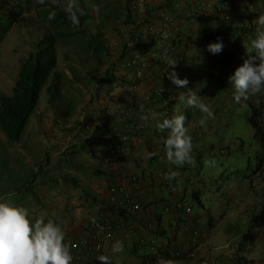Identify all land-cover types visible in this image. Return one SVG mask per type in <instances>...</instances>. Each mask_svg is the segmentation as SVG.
<instances>
[{
	"label": "rangeland",
	"instance_id": "1",
	"mask_svg": "<svg viewBox=\"0 0 264 264\" xmlns=\"http://www.w3.org/2000/svg\"><path fill=\"white\" fill-rule=\"evenodd\" d=\"M18 1L0 0L2 20H6L9 23L14 19V14L11 13V10ZM195 1L83 0L89 13V18L84 25L85 37L75 36L74 43L58 42V69L66 72L71 79L63 78L65 87H63L61 94L58 96L55 106L48 102L49 97L46 90L42 91L36 110L31 115L22 137L33 136L35 132L41 135L43 139H48L47 135L49 133H56L55 137L61 134L60 145L56 151L61 150L67 144L68 137H70L72 142L79 136L82 127L86 123L92 124L91 127H93L97 121L104 120L108 103H111L112 106L122 101L123 97L112 99L117 96L115 93L117 92L116 88L121 82L119 75L121 72L120 59H122V53L131 49V54L141 52L147 57L150 56L143 44L135 49L134 45H136V42L133 41L137 35L145 37L146 27L152 24L150 19L155 18V14L157 15L160 12V14L174 17L175 21L181 25L184 24L182 23L183 21L187 22L188 25L181 30H177V35L175 34L176 42H178V45L180 44L178 50L185 51L186 54L184 63L176 67L175 70L181 79H184L182 76L188 73L195 74L196 79L188 81V85L185 88H177L172 84L166 72L168 62L164 63L163 60L173 51L161 50L163 56H160L161 52H159L157 58L160 63L157 64V59H151L149 63L153 66L150 80L138 84L136 90L129 92L128 96L136 97V100L141 103L144 94L152 90L155 83H162L172 98L164 105L166 106L176 98L181 99L182 96H187L190 90L199 95L202 89L207 88L203 91L202 96L212 109L214 118H206L199 109L193 108L192 116L188 120L186 119L185 109H182V107L176 108L178 114L185 116V126L188 128L192 139L200 138V141H192V155L196 161L195 166L187 169L185 173L181 174V177L177 176L183 181L182 185H177L175 179L171 181L167 179L170 172L177 171L176 173H178L179 167L167 160L166 147L162 149L161 145L157 144L158 139L166 140L169 136V130L166 129L161 132L157 126L163 121L164 116L169 111L175 110V108L168 111L159 110L157 119L155 117L156 120L153 119L156 113L154 111L150 112L152 117L149 119L150 129H148V135L145 138L147 143L145 145L142 143L137 145L138 150L135 151L136 159L141 162L142 166L149 168H157L158 170H162V167L173 168L172 170L161 172L162 178L169 182V190H166H168L170 199L166 200L173 202L181 199H190L193 207L192 216H195L196 213L199 214L198 218L200 221H195V224L192 225L194 228L190 229L189 235L196 237L197 242H207L206 249L209 256L213 257V254H219V256L214 257L216 262L218 260L219 264H232L231 260L234 258L240 264H264V223L261 225L264 217L260 215L264 203V174L259 172L249 178L244 176L248 172L253 173L257 163L256 156L262 155L263 152L261 143L253 137L254 130L245 115L250 108V102L256 106V95H250L247 100L242 99L239 103L234 101V90L230 86L228 78L234 73L236 68H221L212 61L215 59L219 60L222 57V52L213 55L209 54L205 49L207 39L203 32L208 30V26L202 24V20L207 15L203 13L204 16L202 18V15L194 13L195 10L191 5ZM253 1L259 2V0ZM45 3L48 7L57 6L61 10L68 12L67 5L69 0H45ZM74 3V10L81 14L78 1L74 0ZM116 4H121L126 6V8L129 7L131 16L137 22V25L126 23L125 17L117 13L119 10L116 8ZM46 5L36 2L24 14L25 20L22 21L17 18L12 23L10 31L4 35L0 43V95L11 93L18 77L22 59L34 51L44 34L50 31L48 19H45L43 15V8ZM182 5L185 6L182 7ZM187 5H189L188 8ZM189 12L192 15L187 16ZM170 29L172 30L174 27ZM132 34L135 37H132ZM171 38L174 37L172 36ZM89 43H97L98 47L102 48V51H96L93 47H86ZM126 44L129 47L128 49L125 48ZM246 52L247 50H245ZM110 67L113 69L115 77L111 74L110 80H105L100 86L99 80L101 76ZM72 68L75 69L76 76H84V79L80 81L74 80L75 77L72 79L74 76ZM171 70V68L168 69V71ZM164 78L165 82H163ZM139 89L142 90L140 91ZM110 92L114 94L111 95ZM137 93L140 94V97L135 96ZM182 104L185 108L188 107L184 101ZM158 119L159 123L157 122ZM138 120L139 118H136V121ZM132 125V130L136 129V125L134 123ZM136 131L134 135L142 136L141 131H138V129ZM83 134L86 135L85 133ZM155 134L157 136L150 137ZM94 135L92 134L90 137ZM155 137L156 139L153 141ZM238 137H243L245 140L246 147L244 151L237 150ZM26 140L20 139L11 147L5 135L0 132V162L2 161L8 165L10 172L14 173L13 176H16L18 171L35 170L36 163L46 156L47 152L37 157L30 155L32 150L27 148L24 143ZM212 141L216 142L217 145L214 153L209 147ZM221 141L225 145H230L231 148L225 149L226 151L223 152L220 149ZM150 144L155 145L154 150L151 149ZM100 146L102 145L100 144ZM76 147L78 146L71 147L69 151H75ZM95 148L99 149L100 147ZM25 150L30 153L29 157L23 156L22 153ZM153 153H156L157 157L152 160ZM35 154H38V151ZM51 155L50 157L54 159L55 157H53L52 153ZM88 156L90 157V155ZM212 161H215L214 166L210 164ZM249 161L250 165L248 164ZM65 162L71 164L72 160L65 158ZM55 163L57 164V162ZM47 166L45 164L42 167V172L37 178L38 181L46 177L48 173H51V169ZM224 170L231 171L234 177L229 181H225L220 188L217 187V182H220L219 178L221 179L224 176ZM58 171L59 168L51 173L52 176H58ZM3 174H6V171ZM207 176L213 180V185L210 184V190L200 182L201 178H208ZM189 177H191L190 183L187 180ZM54 186V191L59 192L62 196H67L68 191L74 189L73 184L65 186L64 183H55ZM149 186L147 185L146 187ZM146 187L143 189L147 190ZM44 188H47V186H39L37 190H43ZM196 188L200 190L203 205L192 196L191 192ZM147 192L149 195L152 193V198L147 201V204H144L143 211L152 205L162 203L161 198H154L153 195L155 194L153 191L147 190ZM211 218L213 224L209 226ZM197 219L195 218V220ZM178 222H182V220L178 219ZM186 224L187 222L184 221V225ZM163 226L167 227V224ZM176 227L181 228L183 224ZM156 230H158V227L151 232L154 234ZM169 230L170 233L174 232L171 226H169ZM194 230L198 232V235H193ZM115 242L107 244L106 254L109 255L110 246ZM122 242H125L128 246L121 253H113L111 251L110 256L112 259L118 264H123L125 261H127L126 264H143L129 251L131 242L129 240ZM228 242H231V245L224 248L223 246ZM224 254H226L225 258H223ZM241 256L246 258L245 261L240 260Z\"/></svg>",
	"mask_w": 264,
	"mask_h": 264
},
{
	"label": "trees",
	"instance_id": "2",
	"mask_svg": "<svg viewBox=\"0 0 264 264\" xmlns=\"http://www.w3.org/2000/svg\"><path fill=\"white\" fill-rule=\"evenodd\" d=\"M77 1H78L79 7L82 12L81 14H78L79 19H80L79 27L72 26L71 21L69 20L68 12L61 10L57 6L48 7L46 3H44V5L46 6L43 8V15L45 19H48L47 21L49 22V25H50V31L44 34L42 39L37 43L36 49L30 52L27 57L22 59L20 63V68L18 71V77L15 82V85L12 88L11 93L0 95V132H2L5 135L8 141V144L11 147L14 146L21 139L22 134L30 121L31 115L36 110V107L40 100L42 91L46 90L48 97H49L48 102L51 103L52 106H55L58 96L61 94L63 87H65L63 84V78L71 79L69 78L66 72L58 69V42L62 41L65 43H74L75 36H79L81 38L85 37L84 25L89 18L88 16L89 13L85 7L83 0H77ZM120 1H123V0H120ZM36 2L37 0H23V1L19 0L11 10V13L14 14V19L9 23H7L6 20H2L3 17H1L0 15V23H1L0 41L3 39L4 35L10 31L12 23L15 20H17V18L22 21L25 20L24 14L27 13L29 9ZM116 5H117L116 8L119 10L117 11V13L122 15V17L123 16L125 17L126 23L137 25V22L131 16L129 7L126 8V6H123L121 4H116ZM52 12H55V16L53 19L50 20L48 17H49V14ZM212 20H213L212 16L202 20L203 22L202 24H205L208 26V30L203 32L204 35L208 36L206 38L207 39V43L205 46L206 50H207V45L209 43L217 42V40L211 37L210 34H212L214 30L216 29L218 30L222 28V24H218V23L212 24ZM231 29L234 31L240 32L241 36L242 34L251 31V29H248V28H243V27L237 28L235 26L231 27ZM207 31H209L208 35L206 34ZM133 36L134 35L132 34V37ZM133 41L136 42V45L134 46L135 49H137L141 44H143L141 37L138 35L136 38L133 39ZM86 47H93V49L96 51H102V48L100 46L98 47L97 43L96 44L89 43L87 44ZM125 48L127 49L129 48L127 44ZM163 50L164 49L162 48V51ZM162 51L159 49L158 52H162ZM137 53L140 55L139 56L140 59H143L144 62L148 64V66H146L145 68V74L151 73L153 70V66H151L149 63L151 59H155V58H152L153 57L151 55L152 52L151 51L147 52L148 54H150V56L148 57L145 56V54H141V52H137ZM208 53L210 54V52ZM130 55H132L131 49L130 51L128 50L123 51L122 57H121L122 59H120V68H121L122 61L125 58L129 57ZM249 55L245 54L244 52H241L240 50H224L222 51V57L219 60L215 59L212 61L221 68H234L235 69L238 66H240L244 62V60L249 57ZM160 56H163V54L160 53ZM159 63L160 61L157 59V64ZM72 70L74 73V76L72 77V79H74V77H75L74 80H77V81L84 79V76H76V71L74 68H72ZM111 74L114 75L115 77L114 71L110 67L101 76L99 80V85L101 86V84L105 80H110ZM123 77H124V70L121 69V72L119 75V78L121 81L120 84L124 82ZM182 77L184 79L186 78L188 81L196 79V75L190 74V73ZM163 82H165V78ZM129 83L132 84L133 82H129ZM157 84L161 85L162 83L157 82ZM206 89L207 88L202 89L198 95L203 100L205 98L202 96V94H203V91H205ZM154 94L155 93H152V95ZM122 97H123V94H122ZM255 100H256V106H254V104L250 102L249 104L250 108L245 113V115L247 116L248 123L254 130L253 137L258 142L261 143V146L263 147V152H262V155L256 156L257 163H256L253 173L248 172L247 174H244L245 178H249L250 176L257 174L259 172L261 174H264V146H263L264 129H262L260 126L261 120L259 117V111L264 108V94H256ZM182 102L183 101L180 98H176L172 100L171 102H169V105L157 108L155 110V113L156 111L158 113L159 110L168 111L170 109L175 108V110L169 111L168 114L164 116L163 118L164 120V119L171 118L174 115H177L178 111H176V108L182 107V109H185L186 119L189 120L192 116L191 113L193 111V108L189 106L185 108ZM154 105H158V100H155V99L153 100L151 99L147 101L142 100L141 103L138 104L139 106L138 109L140 112L139 115H137L138 111H133L132 109H130V107H127L126 111L131 110V112L128 113L129 118H127V121L131 124L134 123L138 131H148V129H150L149 119H151L152 116H150V113L146 112L145 110L152 108ZM106 115H107V118L104 122L108 125V130H105V127H102L100 129L97 127V130H96V132H100L102 134H112L109 137L110 140H109V144L107 145L108 151H107L106 158L108 160L110 158L109 160L110 162H121V163L130 162L131 158L128 156V154H125V152H122L121 149H119V144L121 143L122 138L119 139L118 137L121 136L120 133L123 132L124 134L123 124L121 125L118 121H113L109 113ZM145 115L148 118L144 121L141 117ZM136 118H139V120L136 121ZM114 123L118 126V129H117L118 131H112V129L109 128ZM86 125L87 124H85V126L82 127L81 133L90 132L91 128L87 127ZM237 139H238L237 150L244 151L246 147L244 138L238 137ZM97 141L99 140L88 141V142L85 141L81 143L80 144L81 146L79 145V147L85 150L87 147H90ZM165 141H166L165 139L164 140L158 139L157 143L161 145L162 149L165 147ZM192 141H200V138L192 139ZM216 146H217L216 142L212 141L210 143L209 147L212 153H214V151L216 150ZM230 148H231L230 145H225L221 141L220 149H222L223 152L226 151L225 149H230ZM67 151L68 149L66 148L64 152L62 153H65ZM112 154L113 156H111ZM50 156H52L51 153L47 152L46 156L36 163L35 170H32V169L27 170V171L23 170L21 172L13 171L15 173L17 172L16 176H13L14 173L12 174L10 172V168L8 167V165L4 164V162L1 161L0 162V195H6L9 192H15V196L13 198L14 202L18 205L28 208L29 211L31 212L33 208L41 205V197L39 196V194L41 193V189L37 190L39 186L45 185L47 186V189H50L51 187L52 188L55 187L54 186L55 183H62V184L64 183L65 186H70V184H73L74 189L81 188L79 185V180L77 176H73L69 173H63L56 177H53L52 175H50V173H48L46 177L42 178L40 181L37 180L40 173L42 172V167L45 164L48 165L47 167L50 166L51 161H52L51 160L52 158ZM156 157H157L156 153H153L152 160L155 159ZM60 162H61L60 160L57 161V164L55 163L54 168H57ZM63 162L65 163V165L70 167L68 169L71 170L72 168V170L75 171L76 167L70 166V164L66 163L65 160H63ZM248 164L249 165L251 164L250 161L248 162ZM54 168L53 167L50 168L51 173L56 171ZM189 168H192V166L189 167L188 165H185V166L179 167L178 169L179 172L177 173V176L181 177V174L185 173V171ZM172 169L173 168L171 167H162V170H158L157 168H152L151 171L153 174L159 171L163 173V171L166 172ZM4 171H6V174H3ZM223 175L224 176H222L221 179L219 178V180L221 181L217 182V187L221 188L222 184L225 181H229L234 177L231 171L229 172V170H224ZM207 177L208 178H201L200 182L202 183L203 186L207 187L210 190L211 189L210 184L213 185V180L209 178V176ZM187 180L189 183L191 180V177L187 178ZM116 191L117 193H114V194L119 195V197L121 198L123 196L122 193H124L123 187L121 186L117 188L115 187L114 192ZM191 193H192L193 198L198 200V202L201 203V205H203L199 188L193 189ZM57 194H59V192ZM79 196L92 200L90 195L83 189H81V192H79ZM105 209L119 216H123L125 214V210H121V207L119 206L109 204V205H106ZM260 215H263L264 217V203H263V208H262ZM212 221L213 220L211 218L209 220L210 222L209 226H212L213 224ZM263 223L264 221L261 223V225H263ZM153 236H154L153 238H151L150 240H146V242L145 241L144 242L132 241L129 246V251L132 254H134V256H136L138 260H143L147 262V264H154L160 261L173 262L175 260L192 259L194 248L188 249L184 252L171 250L172 243L175 241L176 236L173 235V232L169 233L166 227L159 225L158 230L155 231ZM158 237H163L164 240L159 241ZM127 246L128 245H126L125 248ZM108 256L110 258L111 264H118L112 259L110 255ZM245 259L246 258L244 256L240 257L241 261H245ZM204 262L205 264H216V263H213L210 259L209 260L207 259ZM231 262L232 264H240L239 261L235 260L234 258H232ZM126 263L127 261H125L123 264H126Z\"/></svg>",
	"mask_w": 264,
	"mask_h": 264
},
{
	"label": "crops",
	"instance_id": "3",
	"mask_svg": "<svg viewBox=\"0 0 264 264\" xmlns=\"http://www.w3.org/2000/svg\"><path fill=\"white\" fill-rule=\"evenodd\" d=\"M184 6L185 5H182V7ZM160 15L161 14L159 12L157 15L155 14V18L150 20L154 21ZM190 15H192V13L189 12L187 16ZM182 23L184 24L181 25L178 23V30H181L183 27L188 25L185 21ZM214 23H216V21L212 22V24ZM139 90L141 91L142 89ZM127 96V94H123L124 98L122 101L117 102L115 105L111 106V103H108V108L106 107L104 118H107L106 114L109 113L113 121H118L124 126V124L127 122V118H129L126 111L127 107H130V109L133 111H138L137 115H139V101L136 100V97L134 98ZM135 96L140 97V94L137 93ZM163 105L164 103H159V105H154L152 108H149L145 111L148 113L154 111L155 113V109L162 107ZM158 114L159 112L157 113L156 111V114H154L153 117L154 120L157 119ZM157 122L159 123V119ZM136 129L133 132L134 134L137 132ZM83 133L84 132L79 133V136L72 142L70 141V137H68V143L59 151L56 150L60 145L59 140L61 134H59L58 137H55L57 135L56 133H49L47 135L48 139H43L41 135L35 132V135L33 136H25L21 138L27 139L24 143L27 145L28 149L32 150V154L25 150L22 153L23 156L29 157L30 155H34L37 157L40 154L44 155V152L50 151V153H52L53 157L55 158L51 159L52 161L49 168H54L55 162L60 160L61 162L59 166L54 168L55 170L59 168L58 175L69 173L73 176H77L79 185L81 187L77 189H71V191H68L67 196L57 194V192L54 191V187H51L50 189L44 188L39 194L41 197V205L33 208L30 212L34 218L42 219L45 222H47L49 219H53L62 226L64 232H66V234L71 239H77L90 231L89 221L91 219H110L112 221H118L120 219L121 216L113 214L112 212L105 209L106 205H115V201L112 200L115 187L117 188L121 186L127 194H130L135 199H137V197L143 198L145 201H149L151 200L150 198H152V193L149 195L147 192V190H149L153 191L155 194L153 195L154 198H161L162 203L148 207L145 211L139 213L131 219V223L137 230L138 240L146 242V240L154 237L152 235L153 232H151L152 230L154 231L155 228L159 227V225L163 226L167 224L166 228L169 233V226H171L174 229L173 235L176 236V239L171 246L172 251L184 252L191 248L195 249H193L192 259L190 260H175L173 262L160 261L154 264H205L204 261L207 259H210L213 263L216 262L214 257L219 256V254H213V257L209 256L206 249L207 242H197L196 237H191L189 235L190 229L194 228L192 225L195 224V221H200L198 218L199 214L196 213L195 216H192L189 214L179 213L173 217L174 215L167 214L163 211L164 205L174 204V201L170 202L166 200L170 199V195L167 192L169 190V182L165 180V178H162L163 176L161 172H155L152 174V168L141 165V162L136 159L135 151L138 150L137 145L131 144L132 146L130 147H124L125 154H128V156L131 158L130 162H110L106 158V153L108 151L107 145L109 144V137L112 134H102L98 132L94 136L90 137V135L94 133L93 129H91L90 132H86V135ZM120 134L121 136L118 138H123V140L126 141L128 140L131 132L129 133L128 130H124V134L123 132ZM87 138L89 139L85 140ZM99 138H103V140H100ZM132 139L134 140V137H132ZM155 139L156 137L153 139V141H155ZM95 140H99L96 142L97 144L94 143L85 150L79 147V145L85 141L88 142ZM124 143L128 144L127 141ZM100 144L102 146H100ZM76 145L78 147H76L75 151H69L71 147ZM95 147L100 148L97 149ZM66 148L68 151L62 153ZM36 151H38L37 155L35 154ZM88 155H90V157ZM65 158L72 160L70 166L76 167L75 171L72 170V168L71 170L68 169L70 167L65 165L63 162ZM50 175L52 174L50 173ZM147 185L150 186L146 187ZM144 187H146L147 190L143 189ZM81 189L85 190L90 195L92 200L86 199L85 197H80L79 192H81ZM195 218L198 219L195 220ZM178 219L182 220V222H178ZM184 221L187 222L188 226L190 225L189 228H187V224L184 225ZM170 223H172V225H170ZM155 224L157 225L155 226ZM180 224H183V227H176ZM158 240L163 241L164 238L158 237ZM114 241H123V239L119 237V239ZM123 245L125 250V242H123ZM230 245L231 242H228L223 247H229ZM111 251L112 246H110L109 255L111 254ZM225 257L226 254H224L223 258ZM139 261L143 262V264H147V262L143 260ZM224 261L226 262V260ZM216 264H219L218 260Z\"/></svg>",
	"mask_w": 264,
	"mask_h": 264
},
{
	"label": "clouds",
	"instance_id": "4",
	"mask_svg": "<svg viewBox=\"0 0 264 264\" xmlns=\"http://www.w3.org/2000/svg\"><path fill=\"white\" fill-rule=\"evenodd\" d=\"M241 1L244 3H253L256 5L262 4V0H259V2H255L253 0H241ZM197 2L198 0H196L194 4L191 3L192 4L191 6H193L192 8L195 10L194 13L196 15L200 14L202 15L203 18L204 16L203 13H204L207 16H204L203 19L212 16L214 18L212 22L216 21V24L217 23L222 24V27L227 25L224 23L222 16H220L218 13L216 12L205 13L204 11L198 10L196 7ZM37 3L43 5L45 3V0H37ZM188 7L189 5H187V8ZM67 9L69 12V20L71 21L72 26L79 27L80 19L77 11L74 10L75 9L74 0H69ZM235 13L237 15L241 14L240 12H236V11ZM247 13H248L247 17L249 18V20L250 21L256 20L255 22L258 26L257 35L254 39L251 40L250 47H246L242 49L231 47L227 43H223V41L212 42L207 45V51L213 55L219 54L224 50H240L241 52L244 53L245 50H247L245 54L247 55L250 54L249 57L245 59L244 62L240 66H238L235 69L234 73L228 78L229 84L234 90L233 99L236 103H239L242 99L247 100L250 95L254 96L256 94H264V14L258 15L253 12H247ZM162 15L163 14H161L154 21L150 20L152 24L155 23V21L160 20ZM54 16H55V12H52L49 14L48 18L51 20L54 18ZM175 22H176V26H174V29L171 30L172 36L174 37L172 38L173 43H171V47L168 48L167 50L183 52L185 56L186 55L185 51L178 50L180 48L179 46L180 44L178 45V42H176L175 34L177 35L176 31L178 30V28L176 27L177 26L179 27V24L177 21ZM206 34L208 35L209 31H207ZM0 35H1V31H0ZM140 37L145 47L146 46L145 42L149 39V36L145 35V37L143 38L141 35ZM207 37L208 36H206V38ZM1 42L2 40L0 41V43ZM160 50H162V48H160ZM176 63L177 62L174 61L168 62V68L166 70L168 79L177 88H185L188 85V80L186 78L185 79L179 78L175 70ZM169 68H171L172 70L168 71ZM118 86L116 88L117 92H115L117 96L113 97L112 99H117L118 97H121L122 94L129 95L128 93L131 92V91L119 92ZM136 88L132 90V92H134ZM113 94L114 93H111V95ZM181 100L184 101V103H186L187 106L191 108L199 109V111L202 114H204L206 118H214V113L210 108V106L194 91L190 90L187 96L181 97ZM167 102L163 100H159L158 105L159 103H164L165 105ZM141 118L147 119L148 117L145 115L142 116ZM105 120L106 118H104V120L101 121L104 122ZM157 127L158 130L161 132H163L166 129L169 130V136L165 141L167 160L172 164L176 165L177 167H182L185 165L195 166L196 161L192 155V148H193L192 137L188 132V128L185 126V116L182 114L174 115L171 118L164 119L161 123L158 124ZM132 128L133 125L131 124L130 128L128 129V132L129 133L131 132V134L128 140H126L128 144L124 143L126 141L123 140V138L121 140L120 143L121 147H119V149H121L122 152H124L125 146L130 147L132 146L131 144L138 145L139 143L145 145L147 143V140H145V138L147 137L148 132L141 131L142 136H136L133 133L135 129L132 130ZM91 129L95 130L96 132L97 127L93 126L91 127ZM95 132L94 134L98 133ZM153 136H157V134L151 135L150 137ZM132 137H134V140L132 139ZM99 139L103 140V138H99ZM154 147L155 145H151L152 150L155 149ZM210 164L211 166H214L215 161L210 162ZM167 179L169 181L175 179L177 185H182L183 183L182 180L177 178V173L175 171L170 172V174L167 176ZM14 196H15V192H9L6 195H0V264H72L73 255L71 253L70 245L66 242L65 232L62 226L53 219H49L47 220V222H45L42 219L34 218L28 208L18 205L14 202L13 200ZM136 201L141 202L143 208H144V204L148 203L143 198H138V197ZM179 202L188 204L189 207L191 208V212L187 213L183 209L176 211L174 213L165 211V208L167 206L173 207ZM143 208L142 211H140L139 213L143 212ZM121 210H125V209L121 208ZM163 211L167 214L174 215L173 217H175L179 213L192 215L193 207L190 204V199L189 200L181 199L174 201V204L172 205H164ZM134 216L131 217L127 216L125 212V214L120 218L123 217L125 219H128L129 221H132L131 219ZM97 220H102V219H97ZM135 232H136L135 236L130 239H125L122 236L119 237H121L123 241H128V240L130 242L139 241L137 238L136 229ZM195 232L197 231L194 230L193 235H198V233L195 234ZM119 237L116 239H119ZM113 241L114 240H111L109 242H113ZM123 250H124V245L122 241H116L112 245L113 253H121ZM106 251H107V245L104 255H100L98 257V260L101 262V264H111L110 258L106 254Z\"/></svg>",
	"mask_w": 264,
	"mask_h": 264
},
{
	"label": "built area",
	"instance_id": "5",
	"mask_svg": "<svg viewBox=\"0 0 264 264\" xmlns=\"http://www.w3.org/2000/svg\"><path fill=\"white\" fill-rule=\"evenodd\" d=\"M198 10L204 11L205 13L216 12L222 16L224 23L227 24L221 29H216L210 34L217 41H223L231 47L246 48L250 47L251 40L257 35V24L255 21H250L247 17V12H253L258 15L264 14V0L261 5L253 3H244L241 0H198L196 5ZM236 12H240L237 15ZM257 19V18H256ZM176 26V22L173 17L167 14H163L160 20L147 26L145 35L149 36V39L145 42L146 51L152 52V58H158L159 49L164 48V51L171 47L172 33L171 29ZM237 28H250L251 31L244 34L234 31L231 27ZM223 30V31H222ZM222 31V32H221ZM158 40H156V39ZM171 41V42H170ZM173 48V47H172ZM150 55V54H149ZM140 55L136 52L129 57L125 58L121 63V69L124 70V82L118 86L119 92H129L134 90L138 84L144 83L150 80V73L145 74V68L148 66L143 59H140ZM184 53L179 51L170 52L169 55L163 60L164 63L169 61L177 62L175 68L182 65L184 62ZM164 72V71H163ZM129 82H133L132 84ZM152 93H155L152 95ZM168 90L164 85L155 83V86L148 93L144 94L143 101L147 100H163L165 102L170 100V95L167 94ZM131 110H127L130 113ZM259 117L261 120V128L264 129V108L259 111ZM146 120V119H143ZM92 124H87V127L91 128ZM131 123L128 121L124 124V130L130 128ZM99 129L105 127L108 130V125L103 122H96L93 125ZM109 128L112 131H118V126L114 123ZM264 146V141H263ZM119 147L120 144H119ZM113 156V154L111 155ZM110 160V158H109ZM114 193H117L114 192ZM123 196L120 198L119 195L113 194L112 200L115 201V205L125 209L127 216H134L142 211V203L136 201V199L127 194L124 190ZM118 199V200H116ZM185 210L187 213L191 212V208L186 203H177L173 207L167 206L166 212H176L179 210ZM90 231L83 234L77 239H71L65 232L66 242L70 245L71 253L73 255L72 264H101L98 260L100 255H104L106 245L109 241L115 240L119 236L125 239H130L135 236V226L125 218H120L118 221H112L110 219H91L89 221ZM198 232H195V234Z\"/></svg>",
	"mask_w": 264,
	"mask_h": 264
}]
</instances>
